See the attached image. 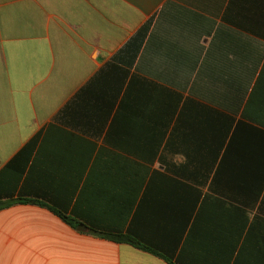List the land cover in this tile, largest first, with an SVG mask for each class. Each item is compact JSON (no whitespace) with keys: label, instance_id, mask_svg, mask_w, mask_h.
Instances as JSON below:
<instances>
[{"label":"crops","instance_id":"1","mask_svg":"<svg viewBox=\"0 0 264 264\" xmlns=\"http://www.w3.org/2000/svg\"><path fill=\"white\" fill-rule=\"evenodd\" d=\"M261 34L264 0H0V264H169L92 230L209 264L175 237L183 179L163 164L203 162L219 116L244 121Z\"/></svg>","mask_w":264,"mask_h":264},{"label":"trees","instance_id":"2","mask_svg":"<svg viewBox=\"0 0 264 264\" xmlns=\"http://www.w3.org/2000/svg\"><path fill=\"white\" fill-rule=\"evenodd\" d=\"M260 36L264 38L263 34ZM243 118L231 132L235 119L219 116V130L211 132L207 146L196 148L202 151L203 162L163 164L183 179L173 185L177 194L170 197L171 216L178 232L175 237L180 241L186 234L187 243L182 252L199 254L204 250L210 254L209 264H264V219L256 215L250 222L249 215V210L254 209L264 195V129L252 125L259 123L264 127V94L258 99L251 96ZM158 149L151 146L128 150L132 155L153 161ZM206 189L209 193L204 194ZM13 203H3L2 207ZM53 211L73 228L79 226L78 220ZM92 232L110 241L131 244L169 264L196 262L185 257L168 258L130 235ZM202 261L199 257V264Z\"/></svg>","mask_w":264,"mask_h":264},{"label":"water","instance_id":"3","mask_svg":"<svg viewBox=\"0 0 264 264\" xmlns=\"http://www.w3.org/2000/svg\"><path fill=\"white\" fill-rule=\"evenodd\" d=\"M78 229L80 231H89V229L86 226H84V225H80Z\"/></svg>","mask_w":264,"mask_h":264}]
</instances>
